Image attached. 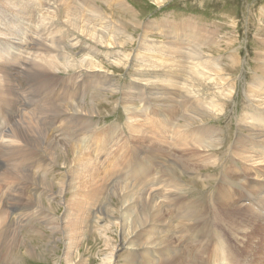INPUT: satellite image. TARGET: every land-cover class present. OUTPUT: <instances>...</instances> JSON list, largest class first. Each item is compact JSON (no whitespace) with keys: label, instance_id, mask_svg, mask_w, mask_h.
I'll use <instances>...</instances> for the list:
<instances>
[{"label":"rangeland","instance_id":"obj_1","mask_svg":"<svg viewBox=\"0 0 264 264\" xmlns=\"http://www.w3.org/2000/svg\"><path fill=\"white\" fill-rule=\"evenodd\" d=\"M77 1L80 4L87 0ZM125 1L134 9L132 19L133 22H138L136 27L129 23L130 18L123 15L122 9L115 7L114 0H93L94 3L107 5H102V8L105 13H112L114 19L128 22L124 32L133 38L132 42L126 43L124 39L128 36L122 35L121 37L124 39L121 38L120 48H116L118 53L112 55V58H117V54H120V58L117 59H125L124 56L127 54L130 57L128 60H123L119 64H112L110 57L99 56L103 60L102 66L105 72L110 75L108 76L104 72L107 77L105 79L107 86L111 77L116 90L111 92L97 89V92H94L91 89L89 97L86 98L89 107L97 111L91 117V121L95 125L90 128L91 130L95 127L98 129L90 132V134L96 132L95 135L86 137L90 136L86 134L87 139L85 137L83 139L84 141L87 140L90 146H94V148H96L95 143H100L98 149L96 148L100 155L101 151H104L103 149L108 151L107 154L110 153L107 155V160L105 159L106 162L104 160V165H108L111 169L113 167L112 173H104L105 176H103L95 171L96 164L92 155L97 153H94L93 150L87 161L75 162L76 164L72 168L61 166V154L67 149V145H64L62 139L65 133L60 129V122L57 123L56 127L59 163L56 164L54 172L60 175L61 171L66 168L70 170L66 173V176L72 192L73 189L79 187L86 190L105 187L108 192L98 195L96 201L88 204L84 200L75 197L74 203L77 207L76 202H80L82 206L88 209L80 225L82 235L78 252L76 256L70 258L68 263L64 257L65 233L58 230L51 234L48 229H42L41 226L42 234L32 233L33 230L28 227L21 229L20 246L11 249L12 256L19 258L16 259L17 263L15 262V264H109L110 259L105 262L104 256L111 252L114 253V256L110 264H158L161 244L157 243L156 240L160 236L167 235V231L183 235V238L173 236L178 241L174 238L175 242L170 240L172 244L169 240L164 242L173 252L171 264H202L200 261H193L194 259L189 262L191 255H195V257H198V255L200 257L205 256L203 260L206 258L208 264L209 261L211 263L221 261L223 264H264V202L259 198L260 194L258 192L261 185L259 188L256 186L259 178H255L254 173L256 171L264 179V142H259L260 138L256 137V144L254 142L253 148H256L255 146L259 144H262V148L258 149L255 154L253 151H247L246 148L252 147L248 144L250 142L247 134L248 129L246 127L240 128L241 126L237 122L239 115L247 113L249 110L259 112L253 105L249 107V110L246 109L245 106L247 105L245 103L248 98L244 93L258 95L263 93L264 96V89L260 86L261 81L264 80V72L258 70L260 63L264 64V61H262L264 57V0ZM144 25L151 27L150 33H147L149 35L147 43L150 45L163 46L167 41L173 40L180 46L179 52L166 53V51L159 50L163 53L161 56L153 53L148 57V65L156 69H158L156 66L166 64L176 67L187 66L188 68V72H184V80H180L181 83L177 87L165 85L166 94L171 90L175 93L179 92V95L180 92L184 95L187 92L184 87L189 73L194 71L192 67L195 61H193L192 56L195 50H202L201 54L206 61L205 66L215 70L217 63H221L224 69V72L220 75L226 78V87L232 89V94L225 98L221 97V101L218 99L217 103L221 102L223 106L221 114L214 117H204L203 126L205 130H201L196 135L194 131L202 129L198 120L191 123L190 126H186L182 112H175L171 115L174 117V115L179 114V117L171 119L172 124H176V127L174 125L176 131L189 130L191 137L195 139L192 144L181 142L175 145L170 141L171 136L166 134V132L172 133L166 131L167 123L170 120L168 118L169 111L166 110L165 96L155 95L154 90L147 88L148 85L142 84L140 80V82H134V76H137L138 71L134 70L133 57L136 51L141 52L138 40L140 34H144ZM189 31H192V34L198 38V45H192L195 49L185 52L184 47L191 45L184 42L190 36ZM173 36L178 41L174 40ZM262 68L264 69V65ZM89 74L97 76L92 72ZM152 75L156 76L154 73ZM97 86L100 87L99 84ZM160 86H151V88ZM117 87L119 88L117 89ZM198 87L200 94H207L214 99L210 93L212 91L210 83L201 82L198 83ZM176 104H178V101H176ZM137 109L138 112L135 115ZM201 116L202 114L194 117L199 118ZM145 117L147 118L146 121L142 119H146ZM71 125L73 127L72 122ZM211 127H214L213 131L216 138L210 143L216 145L215 150H210V143L207 141L210 139L207 133L212 130ZM150 128H154V131L147 132ZM96 135L97 141L94 139ZM236 136L242 144L237 151L238 156L243 153L244 158L256 161L255 164L245 161L247 165L244 164L246 166L244 171L243 167L232 166L234 159L233 157L229 158L230 154L227 150L230 142L233 149L238 148V144L234 140ZM243 140L248 143L243 144ZM135 148L142 149V151L135 155ZM211 157L216 158L215 164L206 165L203 163ZM234 158L238 160L236 156ZM182 162L186 165H183ZM236 163L240 165L241 162ZM120 168L123 170L130 169L129 175L125 176L123 171L118 172ZM144 168L147 170L146 174L140 175ZM223 168L228 174L233 173L236 176L232 177L233 179L228 177L226 180H222L220 177L223 175ZM249 168H251L250 173L252 176L248 175ZM234 179L236 181H233ZM95 193L99 194L101 191L97 190ZM146 194L148 198H146ZM232 197H238L237 201L239 202L236 201V204H241V207L240 205H234V203L231 205ZM43 198L47 199L44 196ZM67 198L68 196L65 198L56 196L54 202L51 203L52 210L62 226L64 225L62 219H64L67 212V207L63 204ZM123 199L126 203H122ZM159 200H161L162 205L159 204ZM227 201L229 204L226 203ZM45 202L47 204V201ZM192 202H195V205ZM220 202L222 205L226 204L231 207L221 208L219 207L222 206L219 204ZM150 203H153L157 213L154 212L153 214L156 215L151 217L144 226L137 227L129 232L118 225V219L122 218L120 213H127L130 217V213L143 216L146 210L147 214L154 210ZM186 203L191 204L185 205ZM149 204L152 208H149ZM97 205L99 207L96 210H99L100 213L98 212L96 216H93V211ZM246 206L255 207L254 209L261 214L260 220L253 214L246 213V211H249ZM183 207L189 210L187 215L181 211ZM107 209L111 210L109 219H106L103 215V212ZM219 210L221 214H219ZM229 211H232V213L230 214ZM197 212L206 213L205 221L209 219V216H220L221 219L218 224H213L212 221L214 220L211 219L206 228L204 222L196 223L199 228L203 226L200 231L210 229L213 224L214 235L212 238L206 237L202 241L201 235L191 229L194 226L192 222L184 220V227L177 223L178 215L185 214L186 218L194 220ZM109 221L112 224L108 225ZM172 224L176 225L173 230L168 228ZM100 227L107 228L104 235ZM223 228L224 230H222ZM127 233H129L128 236ZM164 239L166 240V237ZM178 242L181 248H179ZM26 246L32 249L34 253L27 252ZM13 249H15V253H13ZM185 250L188 251V254H185ZM10 261L11 259L4 262L0 258L1 264H8L7 262L10 263Z\"/></svg>","mask_w":264,"mask_h":264},{"label":"bare ground","instance_id":"obj_2","mask_svg":"<svg viewBox=\"0 0 264 264\" xmlns=\"http://www.w3.org/2000/svg\"><path fill=\"white\" fill-rule=\"evenodd\" d=\"M114 3L115 7L123 10L124 16L130 18L129 23L133 27H136L138 22H133L132 19L134 16V9L130 7L125 0H114ZM102 5L107 6L101 3H94L93 0H87L80 4L77 0H0V258L4 262L11 259L10 263L7 262L8 264H15L18 258L12 256L11 249L20 246L19 242L22 237L21 229L25 227L32 229V233L36 234L41 233L43 228L48 229L51 234L58 230L64 232V257L68 263L70 258L76 256L78 252L79 242L81 240L80 237L82 235L80 233V225L88 209L82 206L80 202H76L78 204L77 207L74 203L75 197L84 200L86 204H88L92 201H96L98 195L108 192L105 187H95L90 190L79 187L73 189L72 192L66 176V173L70 172L67 168H72L76 164L75 162L80 163L87 161L88 156L92 155V150L94 153H97L92 155L96 164L95 171L97 173L105 176L104 173H112L113 170V167L111 169L108 165H104V160H107V155L110 153L107 154L108 151L103 149L104 151H101L100 155L97 150V147L101 145L100 143L94 144L96 149L94 146H90L87 140L84 141L83 139L86 134L90 135L86 137L95 135L96 132L94 134H90V132L98 129L97 127L93 130L90 128L92 125H95V123L91 121V117L94 115V112L97 113V111L89 107L86 101V98L89 97L90 90L92 89L94 92H97V89L111 92L116 90L111 77L107 86V82L105 81L107 77L104 74L105 69L102 66L103 60H101L99 56L103 55L108 58L110 57V59H112V64H119L121 61L130 58L127 54L124 56L125 59H117L120 58V54H117V58H112L113 54L118 53L116 48H120L121 38H123L121 36L126 35L127 37L129 35L124 32V28L128 22H124L121 19H114L112 13H105ZM150 28L149 25L143 26L144 34H140L138 40L141 52H134L133 66L135 68L134 70L138 71L136 74L137 76H134V82L140 80L142 84L148 85L146 86L147 88L154 90L155 95H159L160 97L165 96L166 110L169 111L168 118L170 120L167 123L168 126L166 131L168 130L172 133L166 132V134L171 136L170 141L175 145L181 142L192 144L195 139L191 137V132L185 129L180 131L177 129L178 131H176V124H172L173 121L171 119L179 117V114L174 115V117L171 115L173 113L175 114V112H182L184 116L182 117L186 126H190L191 123L198 120L202 129H197L194 133H199L201 130H205L203 126L204 117H214L222 113L223 106L221 102L217 103L218 99L221 101V97L225 98L230 96L232 94V89L226 87V78L220 75L224 72L221 63H217L215 70L205 66L206 61L201 54L202 50L199 49L195 50L192 56L193 61H195L192 67L194 71L189 73L188 80H186V86L184 88L187 92H185V95L182 92H180L179 95V92L175 93L173 90L168 91L166 94L165 85L177 87V85L181 83L180 80H184V72H188V68L187 66L176 67L170 66L171 64H166L158 65L156 66L158 69H156L147 64L148 57L153 53H156L158 56L163 54L159 50L168 53L172 51L179 52L180 49V46L173 40L167 41L163 46L157 44L150 45L147 43V38L149 37L147 33H150ZM189 35L190 36L185 39L184 42L190 43L191 45H188L186 48L184 47L185 52L195 49L193 46L198 45V38L192 34V31H189ZM128 38L123 39L126 43L132 42L133 38L131 36H128ZM172 38L177 40L175 36ZM262 61H264V57ZM232 62L235 63L234 60H232ZM263 65V63H260L258 70L264 72L262 68ZM146 69L151 70L147 71ZM91 72L97 76L95 77L89 74ZM152 73L156 74V76L152 75ZM106 74L110 76L108 73ZM201 82L210 83L212 85V91L210 93L213 95L214 99L207 94H200L198 83ZM98 84L100 87L97 86ZM158 85L161 86L151 88V86ZM260 86L264 89V80L261 81ZM118 88L119 87H117V89ZM244 95L248 98L245 103V105H247L245 106L246 109L249 110V107L253 105L259 112L249 110L247 113L239 115L237 122L238 125L241 126L240 128L246 127L248 129L247 134L250 142L248 143L245 142L246 140H243L242 143L252 145V147L246 148V150L249 152L253 151L255 154L258 149L262 148V144L253 148L254 142L256 141L255 138L259 137V142H264V96L263 93L259 95L244 93ZM180 99L182 100L180 101ZM176 101H178V104H176ZM137 112L138 109L135 111V115ZM200 114H202L201 117H194ZM142 119L145 121L147 120V118ZM59 122L60 129L65 133V136L62 138L64 140V145H67V149L61 154V166H66L67 168L61 171L60 175L54 172L57 166L56 164L59 163L58 140L56 139V127ZM155 127L157 128V126ZM153 129L150 128L147 132ZM213 130L214 127L207 133V136L210 138L207 140L209 143L216 138ZM167 135L166 137H168ZM172 137L174 138L172 139ZM94 139L97 141V135ZM234 140L238 144V148L233 149L230 145L231 142L229 145L227 144V150L230 154L229 158L233 157L234 159L232 166H239V168L243 167L244 171L246 170L245 165H247L245 161L253 164H255L256 161H250L251 159L244 158L243 153L238 156L237 151L242 144L238 141L237 136ZM209 145L210 150L216 149V145L212 143ZM152 148L154 149L155 147ZM141 151L142 149L135 148L134 154L136 155ZM235 156L238 160L234 158ZM236 162L241 163L238 165ZM203 163L206 165L215 164L216 158L211 157ZM183 165H186V163H183ZM250 169L251 168L248 169V175H251ZM129 170L120 168L118 172L123 171L125 172L124 175L128 176ZM131 171L133 172L134 170ZM146 172L147 170L144 168L140 175L143 173L146 174ZM222 173L223 175L220 177L222 180L236 176L233 173L228 174L224 171V168ZM254 173L256 175H254L255 178H259L256 186L259 188L261 185L258 192V194H260L259 198L264 202V179L261 178L256 171H254ZM240 180L242 181V179ZM233 181L236 180L234 179ZM97 190H100L101 193L96 194L95 192ZM144 192L147 193L145 190ZM43 196L47 199L45 200ZM56 196H60L61 198L68 196L63 204L67 207L65 217L62 219L63 226L59 224L55 212L52 210L51 203L54 202ZM145 196L148 198L147 194ZM237 198L238 197H232L231 205L234 203V205H240L241 207V204H236ZM124 199L122 203H126ZM225 199L227 200L228 198ZM44 200L47 201V204ZM195 202H192L193 205H195ZM226 203L229 204L228 201ZM150 204H152L154 210L151 211L150 209L151 212L148 211V214L146 210L143 216L130 213V217L127 213H120L122 218L118 219V225L129 232L137 227L144 226L151 217L156 215L153 213H157V209L154 207L153 203ZM150 204L149 208H152ZM159 204L162 205L161 200H159ZM187 204L191 203H186L185 205ZM219 204L222 205L221 202ZM98 207V205L95 207L93 216H96L99 212V210H96ZM219 207L231 206L224 204ZM246 207L249 209L246 213H251L260 220L261 214L258 213V210L257 212L254 209L255 207ZM110 211V209H107L103 212L106 219H109ZM181 211L187 215L189 210L183 207ZM219 212V214H221L220 210ZM229 213L231 214L232 211H229ZM185 214L178 215L177 223L182 227L185 225L184 220L194 223L191 229L201 235L202 241H204L206 237H213L214 231L212 225L218 224L221 219L220 216H209V219L205 221L206 213L197 212L195 219L191 220L186 218ZM166 217L168 218V215ZM211 219L214 220L212 221L213 224L211 228L200 231V228L203 226L199 228L197 225L204 222V227L206 228ZM109 224L112 223L109 221L108 225ZM175 226V224H172L168 228L173 230ZM101 230L104 235L107 228L104 227L101 228ZM222 230H224V228ZM167 232V235L160 236L156 240L157 243L161 244L158 264H171L173 259L171 256L173 253L172 250L164 242L168 240H173L175 242V237L183 238L182 234ZM128 234L129 233H127V236ZM165 237L166 240L164 239ZM176 241L178 240L176 239ZM170 242L172 244V241ZM178 244L179 248H181L179 242ZM199 245L201 244L199 243ZM15 249H13V253H15ZM113 249L114 247L112 250ZM31 250L32 249L26 246L27 252H33V250ZM184 252L188 254L187 250ZM113 256L114 253H107L104 256V261L106 262L110 259L108 262L110 264ZM193 256L194 258H192ZM203 257L191 255L188 261L190 262L194 259L193 261L195 262L200 261L202 264H208L207 259L204 258L203 260ZM209 264L223 263L221 261H216L214 263L209 261Z\"/></svg>","mask_w":264,"mask_h":264}]
</instances>
